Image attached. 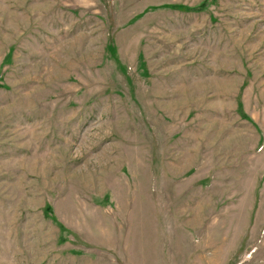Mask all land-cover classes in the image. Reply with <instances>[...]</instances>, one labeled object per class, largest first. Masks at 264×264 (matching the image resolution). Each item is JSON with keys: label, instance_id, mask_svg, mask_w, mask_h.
I'll return each instance as SVG.
<instances>
[{"label": "rangeland", "instance_id": "rangeland-1", "mask_svg": "<svg viewBox=\"0 0 264 264\" xmlns=\"http://www.w3.org/2000/svg\"><path fill=\"white\" fill-rule=\"evenodd\" d=\"M0 264H264V0H0Z\"/></svg>", "mask_w": 264, "mask_h": 264}]
</instances>
